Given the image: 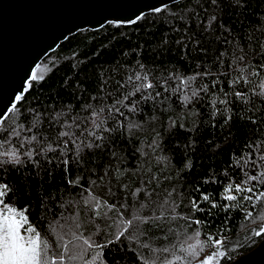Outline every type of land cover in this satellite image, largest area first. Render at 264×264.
Wrapping results in <instances>:
<instances>
[{"label":"trees","instance_id":"obj_1","mask_svg":"<svg viewBox=\"0 0 264 264\" xmlns=\"http://www.w3.org/2000/svg\"><path fill=\"white\" fill-rule=\"evenodd\" d=\"M262 44L264 0H217L215 4L209 0H183L148 13L134 23L107 24L99 30H84L68 37L40 62L35 70L36 79L30 82L27 93L0 129H17L21 136H30L27 130L32 129L45 138V144L55 148L59 133L68 130L65 125L79 133L89 118L87 127L91 129L89 113L104 109L99 118H107L105 126L113 131L104 133L102 148L82 151L80 163L73 158L75 148L70 145L63 156L59 151L36 156L38 165L24 157V163L19 166L0 167V184L6 183L11 189L5 202L18 210L26 209L29 219L49 239H52L47 229L49 223L67 226L73 216L83 225L84 236H88L93 229L83 208V189L101 172L108 171L111 177L118 168L119 178L111 180L116 196L104 191L109 186L107 178L103 182L97 180L101 186H93L94 194L103 196L109 203L127 194V203L131 205L136 199L131 192L147 179L142 170L150 159L147 166L160 183L157 187L154 181L149 190L174 189L172 199L178 205L177 218L168 225L172 229L169 241L158 239V230L152 228L148 232L152 246L163 243L171 247L172 243H180L187 249L194 245L193 257L185 253L188 263L194 264L213 248L206 237L226 238L221 264H229L264 237L257 235L264 233V202L242 200L246 193L227 191L229 186L234 188L237 184L252 186L243 182L264 170V165L254 168L252 162L264 154V102L252 94L258 91L264 74L259 79L253 77V83L247 85L230 87L229 81V76L235 78L236 70L242 66L236 63L238 57L246 52L252 59V52ZM255 59L261 57L257 55ZM205 70L210 73L208 76H197ZM137 76L141 80L137 81ZM181 80L189 83L181 85ZM165 81L167 92L162 87ZM149 82L154 88L147 89L148 94L161 92L155 102L151 96L147 100L139 99L142 85ZM203 86H207L206 92L201 91L187 105L183 102L185 94L190 95ZM244 89L250 93L247 103L233 95L236 90ZM133 92L135 96L131 95ZM125 96L139 101L136 111L130 112L128 102L124 101L117 105L124 115L116 116L112 108L113 118L109 108L114 100L123 101ZM223 99L229 104H221ZM227 115L232 120L224 124ZM129 124L139 127L128 132ZM6 135L0 130V138ZM14 137L15 133L11 143L19 145ZM153 140L158 143L155 149L150 147ZM113 151L115 157L111 155ZM65 158L69 160L67 166L62 163ZM72 180L76 184H69ZM125 183L128 192H120V185ZM255 187L264 191V185ZM201 193L209 195L210 201L201 202L204 211L193 212L190 201L199 199ZM227 195H236L237 200L227 201ZM212 203L216 207L211 208ZM130 213L131 207L126 215ZM181 216L199 219L201 225L189 224ZM116 233L115 228L105 229L93 239L107 244L115 239ZM143 242L122 239L110 244L101 251V264L103 261L140 264L137 256L144 255L145 250L139 246ZM89 262L93 264L92 256Z\"/></svg>","mask_w":264,"mask_h":264},{"label":"snow or ice","instance_id":"obj_2","mask_svg":"<svg viewBox=\"0 0 264 264\" xmlns=\"http://www.w3.org/2000/svg\"><path fill=\"white\" fill-rule=\"evenodd\" d=\"M217 0H209L210 4H215ZM215 20V16L212 17ZM211 23V21H210ZM260 56L261 59H255L256 56ZM236 63L241 64L236 70L235 78L229 76L230 87H235L237 84L247 85L253 83L252 78L256 77L259 79L264 74V44L259 46V49L252 52V59H249L248 53L244 52L238 57ZM233 69V64H229V71ZM210 73L205 70L203 73H197V76L203 75L208 76ZM223 75V73H221ZM218 78V77H217ZM33 80L36 79V75L33 74ZM129 79H132L131 77ZM137 81L141 80V77H135ZM146 79V77H145ZM195 79V77L191 78ZM189 80H181L180 84H188ZM167 82L165 81L162 85L165 92L168 91ZM179 87V86H178ZM143 92L139 97L140 100H147L151 94L147 93V89L154 88L152 83H146L142 85ZM138 91L140 88L137 89ZM187 93V88L181 89ZM201 91L206 92L207 86H203L198 90L191 91L190 95H184V103L187 105L191 103L194 98L199 96ZM255 96L261 98L264 102V80H261L258 84V91H253ZM135 96V92L131 93ZM228 93L225 92L224 96L227 97ZM236 100H243L245 103L250 99V93L247 89L236 90L233 93ZM161 96V92H155L154 96H151L153 102L156 98ZM17 100L21 97L17 96ZM124 101L128 102V108L130 112L136 111L138 100H129L128 96L123 97L122 100H114L113 104L109 108L110 116H113L111 109L115 108L116 116H123L124 112L121 111L117 105L122 104ZM235 102V101H233ZM215 106L216 102H212ZM221 104L228 105L229 101L223 99L220 101ZM229 109H225L228 111ZM104 109L99 111L93 110L89 113L90 122L93 125L91 129L87 127L89 118H86L84 125L79 133L70 125H65L68 128L67 131L59 133V143L54 148L51 144H45V138H42L33 132L32 129H28L31 134L30 136H21V133L17 129H0L7 133L3 138H0V167L4 165H15L19 166L24 163V157H27L28 161L34 164H39L36 160V156H43L47 152L59 151L63 156L64 151L73 146L75 148V156L73 157L77 163H80L79 157L82 151L85 149H100L104 145L101 143L104 141V133H111L113 128L105 126V119L99 117L103 113ZM219 111V108H216ZM114 118V116H113ZM251 120V117H249ZM232 120L231 115L224 117L223 123L228 124ZM120 127H123L121 122H117ZM252 123H255L252 120ZM3 124V120H0V125ZM134 127L139 125L129 124L128 132H131ZM182 127V126H181ZM15 133V139L19 141V145L12 144L11 139ZM99 133V134H97ZM25 144L29 147H24ZM151 148L155 149L158 147V143L153 140L150 145ZM24 149L21 152V149ZM115 157V152L111 153ZM259 161V164L257 163ZM50 162V161H49ZM151 160L146 161V167L142 170V175L147 176V179H143L140 186H138L131 195L136 198L131 205L127 203V194L122 198L117 197L115 202L109 203L103 196L94 194L93 186L99 188L101 185L97 184V180L103 182L107 178L108 187L104 191L113 197L116 196V192L111 186L112 178H119L120 172L118 168L109 176L108 171H103L96 178L91 180L89 187L83 189L81 197L83 199V208L88 213V222L93 231L88 235L84 236L81 228L83 225L78 221L76 216L72 217V223L65 225H59L49 223L47 225L48 231L52 235V239H49L46 234H42L40 228L34 224L27 215V210H18L16 207L5 202V197L11 191L8 184H0V264H90L89 258L93 257V264H101L99 257L101 251L108 247L110 244L118 243L122 239H126L132 242L143 240L139 246L145 250L144 255H138L137 259L140 264H187L185 256L176 255L177 251H187L182 244L172 243L171 247L167 244H161L158 247H153L151 244V237L148 236V232L152 228H156L157 238L161 241H169V232L172 229L168 226L170 221L175 220L176 208L178 205L172 199L173 191H167L166 189L157 190L160 183L159 178L151 172V168L147 166ZM253 167L259 168L260 165H264V154L260 155L256 160H253ZM62 163L67 166L69 160L67 158L62 160ZM106 166L101 165V168ZM167 179V177H165ZM157 182V187H153L149 190V185L153 182ZM244 184H250L252 186L243 187L241 184H237L234 188L229 186L228 192L246 193L242 200L246 201H261L264 202V191H259L255 185H264V170H259L256 175L248 177ZM69 184H76L75 180L69 181ZM82 187V186H81ZM119 191L123 193L128 192V185L121 184ZM199 191V189H197ZM86 194V195H85ZM121 199L125 202L121 203ZM227 201H236V195H227L225 197ZM210 201L209 195L201 193L199 199H192L190 201L192 208L191 211H204L200 207L201 202ZM129 207H131L130 215H126ZM211 208L216 207L215 203H212ZM226 207H231L226 205ZM255 207V205H253ZM78 215V214H77ZM251 212L248 213L250 217ZM181 219H185L189 224L201 225L199 219H191L190 217L181 216ZM103 225V227H102ZM115 228L117 233L114 240H109L107 244L97 242L93 239L94 235H99L105 229L111 230ZM107 234V233H106ZM264 233L258 232L257 235ZM199 235V233H197ZM207 241L211 242L213 248L219 249L223 246L224 241L216 236L209 235L206 237ZM197 244V248H199ZM191 247V245H189ZM216 256L224 258V252H217L215 256H208L207 259L201 260V264H213ZM103 264H107L103 261Z\"/></svg>","mask_w":264,"mask_h":264},{"label":"water","instance_id":"obj_3","mask_svg":"<svg viewBox=\"0 0 264 264\" xmlns=\"http://www.w3.org/2000/svg\"><path fill=\"white\" fill-rule=\"evenodd\" d=\"M181 1L0 0V120L17 106V96H25L40 62L68 37L134 23ZM229 264H264V237Z\"/></svg>","mask_w":264,"mask_h":264},{"label":"rangeland","instance_id":"obj_4","mask_svg":"<svg viewBox=\"0 0 264 264\" xmlns=\"http://www.w3.org/2000/svg\"><path fill=\"white\" fill-rule=\"evenodd\" d=\"M262 230H264V224H263V229ZM225 239L226 238H221V240H223L224 243H225ZM186 250H187L186 252H184V251H178L176 255L185 256V253H186L188 256L193 257V253L195 252V246L194 245H191V247H187ZM218 251L219 252H224V244L219 249L212 248L204 256L197 258L194 261V264H201V260L207 259V257L210 256V255L215 256ZM222 260H223V258H220L219 256H216V259L213 261V264H221ZM187 264H189L188 263V260H187Z\"/></svg>","mask_w":264,"mask_h":264}]
</instances>
